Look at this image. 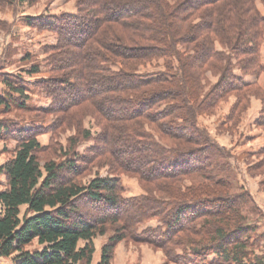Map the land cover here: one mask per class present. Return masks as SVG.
<instances>
[{"label": "trees", "instance_id": "1", "mask_svg": "<svg viewBox=\"0 0 264 264\" xmlns=\"http://www.w3.org/2000/svg\"><path fill=\"white\" fill-rule=\"evenodd\" d=\"M8 1L0 0V5ZM78 1L76 13L38 25L57 34L56 43L48 46L56 52L49 62L50 72L63 73L42 81L54 97L42 111L66 113L89 103L104 119V132L90 156L42 165L38 133L24 130L19 126L22 122L0 123V140L16 141L13 155L0 168L6 177L0 182L4 187L0 189V257H13L16 264H92L96 236L105 233L109 221H123L136 239L172 252L177 264H264V249L254 250L264 247V232L258 233L257 222L243 212L244 194L231 193L232 185L225 178L215 181L216 186L228 187L220 196L215 195L219 190L208 187L211 193L172 196L165 192L171 197L164 198L147 190L125 197L119 174L97 177L88 186L75 180L82 169L78 161L92 162L102 156H111L122 172L135 173L147 184L176 181L216 166L224 148L187 117V109L191 113L187 102L200 107V71L213 59L227 64L225 84L218 86L217 95L247 88L255 83L245 75L263 73L261 53L252 39L256 22L264 23L255 0H182L177 5L161 0ZM217 39L242 55V75L228 67L231 59L217 49ZM179 43L185 45V52L177 49ZM153 58H163L167 70L138 72V61ZM39 72L34 66L29 74ZM3 81L11 96L0 94V112L8 113L14 106L29 110L26 102L14 98L15 93L26 96L25 86L9 78ZM144 120L158 126L161 139L136 127ZM91 135L86 132L85 137ZM167 138L190 146L174 147ZM80 198L88 201L91 218L85 217L90 212L82 210ZM152 219L160 224L143 227ZM180 235L187 240L180 241ZM122 238L114 236L103 247L99 264H110L115 244ZM35 242L39 249H28Z\"/></svg>", "mask_w": 264, "mask_h": 264}, {"label": "rangeland", "instance_id": "2", "mask_svg": "<svg viewBox=\"0 0 264 264\" xmlns=\"http://www.w3.org/2000/svg\"><path fill=\"white\" fill-rule=\"evenodd\" d=\"M161 1L177 5L182 0ZM78 5V0H9L0 5V94L11 96L10 89L3 81L5 78L13 80L17 85H24L26 96L15 93L14 98L26 102L29 109L20 110L14 106L8 113L2 110L0 123L13 125L22 122L19 126L24 130L33 129L38 133V139L43 145L38 152L42 165L48 162L60 165L69 159L78 160L80 156H90L91 148L104 132V119L89 103L74 106L66 113L42 111L52 104L54 98L47 94L42 81L63 73L50 72L49 62L56 52L49 51L48 46L56 43L57 34L38 25L45 21L54 22L67 13H76ZM255 5L264 16V0H255ZM256 23L253 30L257 34L252 39L258 45L264 63V23ZM215 45L225 57L231 59L228 67H232L236 75H242V55L235 51V47L223 44L220 39L215 41ZM242 45L243 43L237 42V46ZM175 46L182 52L186 50L185 45L180 43ZM193 52L191 49L190 55ZM173 62L175 65L179 63L177 58H173ZM225 64L226 60L213 59L209 65L204 66L199 75L201 105L196 107L194 101L187 102L191 108V113L187 109V117L195 122L205 137L224 148L223 157L215 159L216 166L209 167L204 173L181 177L176 181L147 184L135 173L122 172L111 156H102L92 162L78 161L82 169L75 180L88 186L97 177H115L119 174L125 197L140 196L147 190L164 198L170 196L165 192L181 196L192 191L193 194L212 191L208 187L219 190L217 193L213 191L216 196H220L228 187H223L222 184H218V187L215 181L225 178L232 185L231 193L244 194L243 212L257 222L258 233L264 232V71L258 76L252 73L244 76L247 81L255 84L239 90L227 89L217 95L220 90L218 86L225 78ZM34 66H38L40 72L29 74ZM136 69L141 73H155L167 70V63L163 58L142 60L138 61ZM185 89L190 91L187 87ZM213 95L217 98L210 97ZM136 127L146 129L156 139L160 138L158 126L152 122L144 120V123ZM86 132L92 134L91 138L85 137ZM165 141L181 149L190 146L178 138H167ZM15 146L16 141L10 137L0 140V168L11 158ZM5 180L6 177L0 173V182ZM2 185L0 184V189L4 188ZM87 203L86 198L79 199L82 210L90 212V205ZM90 214L91 212L87 213L85 217L91 218ZM159 224L157 219H152L143 227H157ZM105 230L104 234H99L94 239L96 251L92 264L100 263L102 249L112 237L122 235L123 238L115 244L110 264H177L172 260V252L149 241L136 239L132 230L124 228L123 221H109L105 224ZM178 238L180 241L187 240L185 235ZM83 245L84 242L81 243ZM39 247L35 242L28 249L34 251ZM263 249L264 247H256L254 250L261 253ZM0 264H16L15 258L0 257Z\"/></svg>", "mask_w": 264, "mask_h": 264}, {"label": "crops", "instance_id": "3", "mask_svg": "<svg viewBox=\"0 0 264 264\" xmlns=\"http://www.w3.org/2000/svg\"><path fill=\"white\" fill-rule=\"evenodd\" d=\"M3 175V173H1ZM3 181V180H2ZM1 183H4V182H1Z\"/></svg>", "mask_w": 264, "mask_h": 264}]
</instances>
